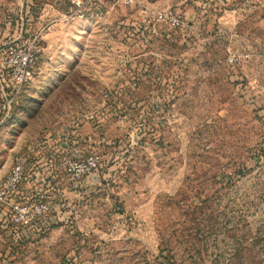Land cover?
<instances>
[{
    "label": "rangeland",
    "instance_id": "obj_1",
    "mask_svg": "<svg viewBox=\"0 0 264 264\" xmlns=\"http://www.w3.org/2000/svg\"><path fill=\"white\" fill-rule=\"evenodd\" d=\"M10 100L0 182L23 155L49 208L24 231L0 208V264H264V0H0Z\"/></svg>",
    "mask_w": 264,
    "mask_h": 264
},
{
    "label": "built area",
    "instance_id": "obj_2",
    "mask_svg": "<svg viewBox=\"0 0 264 264\" xmlns=\"http://www.w3.org/2000/svg\"><path fill=\"white\" fill-rule=\"evenodd\" d=\"M150 16L157 21L166 22L173 27L179 25L175 17L166 13L151 11ZM9 53L12 54V50ZM9 68L11 81L14 85L13 90L17 94L33 78L35 68L34 54L29 53L19 59H15L11 55L9 58ZM10 103L11 100L3 104L0 103V115L4 113L6 108H10ZM6 117L7 113L3 118ZM25 162L26 159L23 155H17L8 173L2 182H0V208L8 213L11 223L21 231L32 229L35 221L44 215L49 208L43 201L33 200L29 202L25 201V198L21 196L20 191L27 176ZM97 164L96 159L89 156L84 160L66 161L62 164V168L70 177L77 179L95 171Z\"/></svg>",
    "mask_w": 264,
    "mask_h": 264
},
{
    "label": "crops",
    "instance_id": "obj_3",
    "mask_svg": "<svg viewBox=\"0 0 264 264\" xmlns=\"http://www.w3.org/2000/svg\"><path fill=\"white\" fill-rule=\"evenodd\" d=\"M23 189H21V191H20V193H21V196L23 197V198H25L26 199V197H25V194L26 193H23V191H22Z\"/></svg>",
    "mask_w": 264,
    "mask_h": 264
}]
</instances>
